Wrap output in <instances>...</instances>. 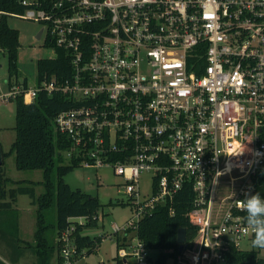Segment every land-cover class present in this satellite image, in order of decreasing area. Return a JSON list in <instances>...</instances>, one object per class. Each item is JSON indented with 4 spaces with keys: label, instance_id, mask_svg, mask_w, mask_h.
Wrapping results in <instances>:
<instances>
[{
    "label": "built area",
    "instance_id": "1",
    "mask_svg": "<svg viewBox=\"0 0 264 264\" xmlns=\"http://www.w3.org/2000/svg\"><path fill=\"white\" fill-rule=\"evenodd\" d=\"M19 3V16L41 22L39 39L67 51L69 72L8 84L0 100L45 91L73 102L54 117L69 140L61 157L111 167L129 199L130 217L107 235L115 264H154L139 224L157 207L172 213L184 186L196 235L169 264H226L228 249L253 237L244 200L264 190V0ZM73 230L60 235L61 264L85 256Z\"/></svg>",
    "mask_w": 264,
    "mask_h": 264
},
{
    "label": "trees",
    "instance_id": "2",
    "mask_svg": "<svg viewBox=\"0 0 264 264\" xmlns=\"http://www.w3.org/2000/svg\"><path fill=\"white\" fill-rule=\"evenodd\" d=\"M23 12L24 7L19 0H0V49L7 57L8 84L17 83L13 78L17 74L19 47L18 30L9 24L8 17ZM54 49V57L39 58L36 61L37 84L54 76L62 78L69 72L67 51L59 47ZM20 84L27 86V81L23 80ZM12 100L15 101V137L9 151H2L0 164V241L10 251L12 262H18L23 254L29 253L34 257L32 264H61L59 238L62 231L73 224V241L78 250L85 249V255H88L100 244L102 236L91 237L82 231L97 226L98 212L102 205L96 196L79 188L73 189L65 181L64 176L79 166L76 160L62 164L56 162L60 161L61 151L69 145V140L56 130L54 117L59 111L70 108L73 102L62 94H48L45 91H39L31 103L23 102L21 97ZM11 152L14 153L17 169L39 168L42 170V179L15 181L7 176L4 157ZM8 183L15 186L7 188ZM37 184L43 188L38 195L35 192ZM258 192L264 196V190L259 189ZM19 194L27 195L30 203L36 205L32 241L21 239L18 234L19 223L14 204ZM191 200L192 193L184 186L174 199L172 213H169L167 207H157L141 220L138 228L140 239L147 248L159 251L154 264H169L168 260L176 259L179 254L176 236L180 227L185 229L186 242L196 235V226L186 214ZM52 205L55 209L54 221L47 223L46 211ZM9 213L12 217L8 216ZM77 217H84V222L80 224L75 220ZM49 226L53 230L48 236L46 229ZM225 257L226 264H264V258L254 249L243 250L231 246Z\"/></svg>",
    "mask_w": 264,
    "mask_h": 264
},
{
    "label": "rangeland",
    "instance_id": "3",
    "mask_svg": "<svg viewBox=\"0 0 264 264\" xmlns=\"http://www.w3.org/2000/svg\"><path fill=\"white\" fill-rule=\"evenodd\" d=\"M8 22L11 26L18 30L19 47L17 51V74L13 79L17 83L27 81L28 86H33L36 82V61L39 58H49L55 56V49L45 45L43 38H36L37 32L40 30L41 22L24 18L18 14L8 17ZM7 57L5 52L0 49V88L5 91L7 88ZM12 80V81H14ZM15 101L0 100V147L2 151L8 152L11 143L15 137ZM57 163H67L65 157H61ZM4 169L7 176L15 181H39L42 179V170L36 169H17L15 166L14 153H8L4 157ZM65 181L71 188H79L80 190L96 196L102 207L98 212L97 226L86 228L82 231L84 235L104 236L100 244L93 252L88 255H80L75 259L73 264H115L114 257L116 254V242L114 239L107 237L112 233L111 223H121L131 215L129 199L123 189V179L121 176L114 174L111 167H92L79 165L74 167L68 174L64 176ZM140 193L149 192L150 175L141 174L140 176ZM15 186L12 183L7 184V188ZM42 185H35L36 195L42 192ZM117 201L118 203H113ZM15 213L19 223V237L24 240H31L35 229L36 222V205L30 203V198L25 194L17 195V200L14 204ZM54 206L46 211V221L51 223L54 221ZM12 214L9 213L8 216ZM49 226L46 231L49 236L52 232ZM32 241V240H31ZM251 238L247 237L240 241L239 247L243 250L254 249L258 251V255L264 258V250L253 248ZM7 249L3 242L0 241V264H32L34 257L29 253L23 254L18 262H12L10 257L5 252ZM150 256L155 260L159 251L156 249L150 250ZM170 260H168L169 262Z\"/></svg>",
    "mask_w": 264,
    "mask_h": 264
},
{
    "label": "clouds",
    "instance_id": "4",
    "mask_svg": "<svg viewBox=\"0 0 264 264\" xmlns=\"http://www.w3.org/2000/svg\"><path fill=\"white\" fill-rule=\"evenodd\" d=\"M244 208L246 223L253 231L252 247L264 250V198L259 193L248 196L244 200Z\"/></svg>",
    "mask_w": 264,
    "mask_h": 264
},
{
    "label": "water",
    "instance_id": "5",
    "mask_svg": "<svg viewBox=\"0 0 264 264\" xmlns=\"http://www.w3.org/2000/svg\"><path fill=\"white\" fill-rule=\"evenodd\" d=\"M40 33H41V29L37 32L36 34V38H39L40 37ZM2 163V150H1V147H0V164ZM116 202V201H115ZM113 202V203H115ZM176 241L177 243L179 244L178 246V250L179 252L182 250V248L184 247V243L186 241V234H185V229L183 227H180L178 230H177V236H176Z\"/></svg>",
    "mask_w": 264,
    "mask_h": 264
},
{
    "label": "crops",
    "instance_id": "6",
    "mask_svg": "<svg viewBox=\"0 0 264 264\" xmlns=\"http://www.w3.org/2000/svg\"><path fill=\"white\" fill-rule=\"evenodd\" d=\"M6 249H7V247H6ZM5 252L7 253L8 256L11 255V254H10V251H9L8 249H7Z\"/></svg>",
    "mask_w": 264,
    "mask_h": 264
}]
</instances>
